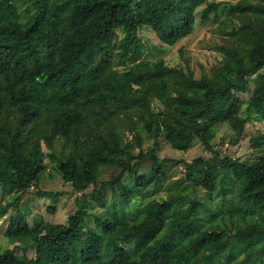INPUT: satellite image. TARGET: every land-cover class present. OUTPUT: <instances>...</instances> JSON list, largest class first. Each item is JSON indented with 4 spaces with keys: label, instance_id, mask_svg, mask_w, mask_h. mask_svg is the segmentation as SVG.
I'll return each instance as SVG.
<instances>
[{
    "label": "trees",
    "instance_id": "obj_1",
    "mask_svg": "<svg viewBox=\"0 0 264 264\" xmlns=\"http://www.w3.org/2000/svg\"><path fill=\"white\" fill-rule=\"evenodd\" d=\"M220 4L0 0V188L14 194L0 204V219L8 215L4 235L17 242L0 264H264V0L225 9L228 43L217 47L222 60L209 75L142 60L141 28L174 45L192 33L197 12L205 22L220 15ZM250 123L263 125L249 137L259 151L254 161L214 148L217 129L231 132L227 142L235 145ZM146 138L153 143L144 149ZM159 139L180 151L198 141L210 157L176 161L185 174L169 182ZM45 159L81 194L97 186L100 167L119 169L91 192L106 207L93 227L77 200L64 223H29L30 210L15 207L38 186ZM125 175L140 190L168 181L167 193L119 216L117 208L135 198ZM184 182L205 191L207 201L183 193ZM35 193L52 201L46 212L55 214L62 193ZM228 194L219 210L208 203ZM198 213L206 226L195 221Z\"/></svg>",
    "mask_w": 264,
    "mask_h": 264
},
{
    "label": "rangeland",
    "instance_id": "obj_2",
    "mask_svg": "<svg viewBox=\"0 0 264 264\" xmlns=\"http://www.w3.org/2000/svg\"><path fill=\"white\" fill-rule=\"evenodd\" d=\"M212 1V0H207ZM221 2L220 10H222L218 17L210 16L209 19L205 22H202L197 12L195 15V25L192 33L179 40L174 45H167L160 42L156 34L151 30V28L145 26L141 28L138 32L139 37L144 41L145 51L142 56V60L156 61L158 59L164 60L169 65H180L183 68L186 66L192 71L195 78H200L203 75H209L210 70L213 66L219 64L222 60V54L219 52L217 47L226 45L228 43V36L222 33L223 28L221 21L225 18L224 11L228 8L229 5L235 4L239 0H214ZM204 5L198 8L200 11ZM248 95H242L240 98L245 99ZM263 125L256 124H247L241 134L239 142L235 145L228 144V135L231 132L228 130L217 129L215 138L212 140V144L215 149H219L223 154L228 155L233 158H239L241 160L254 161L256 156L259 155V151L250 147L249 137L257 130L262 129ZM226 135V136H224ZM131 139V135L128 137ZM153 143V140L147 139L143 147L144 149L150 147ZM159 147L157 148V155L160 160L167 159L169 161H164L163 166L166 170L168 181L172 182L180 177H183L185 174V166L183 163H177L176 161L191 162L196 157L209 158L210 154L205 152L203 146L195 141L189 150L180 151L173 149L169 144H167L163 139L158 140ZM135 151H138V148H135ZM176 162V163H175ZM46 169L44 170L43 175L40 178L38 186L35 188L32 186L26 192H24L20 201L16 204L15 207L20 209L28 208L30 210L29 217L27 220L29 223L37 221H49L52 223H64L68 215L73 213L76 208V200L78 203L84 205L87 211L91 214V217L87 218L86 224L88 227H93L94 216L101 215L105 212L106 207L98 206L97 203L90 200L91 192L94 188H97L101 183L110 181L113 179L119 172V169L115 167H100L97 177V186H90L83 194L73 190L70 183L64 182L61 179L60 174L57 170L54 169L52 164L48 162V159H45ZM124 183L134 188V181L128 175H125L123 179ZM167 182H163L159 185H149L144 190L134 188L135 198L132 202L136 201L137 204L131 202L129 207L117 208L119 216H123L125 212L130 211L133 213H138L142 208V205L153 200H158L164 196L167 191L165 186ZM36 189L42 191H53L61 192V196L58 199V202L54 204L56 207L55 214H49L46 212V208L49 205H52V201L48 198L39 199L35 193ZM183 193L189 195L190 198L196 197L202 201H207L208 195L201 188L194 189L189 182H184L181 184ZM182 191V190H181ZM111 192L107 197V204L112 203L113 199L111 197ZM14 194L2 195L0 188V204L2 205L4 200L8 197L12 198ZM228 194L223 199L221 197L215 198L213 201L208 202L215 209L219 210L220 204L222 202H227L230 198ZM14 208H10L8 213H13ZM142 216H137L134 221L136 223ZM200 219V226L204 227L208 223V219L198 213L195 218L197 222ZM8 215L0 219V254L7 248H12L17 244L16 241L10 239L4 235V231L7 226ZM21 254V251H19ZM27 255L31 257L33 255V250L29 249Z\"/></svg>",
    "mask_w": 264,
    "mask_h": 264
}]
</instances>
